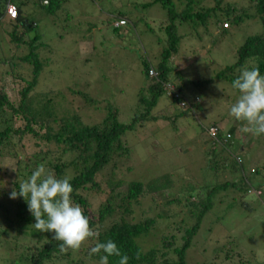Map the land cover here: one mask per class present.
<instances>
[{"label": "rangeland", "instance_id": "rangeland-1", "mask_svg": "<svg viewBox=\"0 0 264 264\" xmlns=\"http://www.w3.org/2000/svg\"><path fill=\"white\" fill-rule=\"evenodd\" d=\"M150 2L66 0L57 17L45 16L31 0L22 7L24 15L36 19L34 31L41 32L36 43H42L39 60L43 66L33 88L32 102L43 93L42 106H45L46 98L52 96L50 123L57 117L52 131L57 129L60 117L72 122L75 115L84 124L98 123L107 112L106 104L115 108L119 122L124 124L145 113L146 104H141L140 98L147 101L150 93L143 62L153 65L158 60L165 38L160 28L167 22L161 3L144 7ZM225 2L247 4V0H221V6ZM176 3L178 9L179 1ZM204 3L210 7L215 2L204 0ZM218 17L222 19L218 23L210 19L206 25L191 22L176 29L178 48L167 66L171 73L178 71L188 81L180 96L194 103H188V108L182 110L171 95L162 91L148 117L134 122L133 128L122 135L127 152L119 153V149L112 155L97 177L100 189L84 193L90 203L89 216L96 215L105 199H109L112 212L103 223L108 224L119 220L121 208L117 206L126 191V182L138 181L145 188L165 187L141 194L135 203L129 204L131 213L125 217L138 222L162 214L142 243L143 252L151 246L166 252L165 256L156 257V264L163 259L175 261L170 249L181 245L183 229L195 223L189 207L166 205V199L177 196L184 202L189 196V200L196 201L199 197L196 194L200 195V202L211 197L212 206L199 221L185 254L186 264H264V136L241 133V123L229 116V108L239 93L229 81L232 72L224 71L237 60L236 51L245 39L259 33L261 28L256 17L229 24L223 30L222 13L218 12ZM118 18L125 19L126 24L114 30L112 24ZM6 29L1 25L0 44L4 53L11 46L7 43ZM26 53V46L14 51L15 55ZM19 64L12 74L29 79L28 64L24 61ZM221 71L224 72L220 75ZM10 77L5 75L6 79ZM170 81L173 87L178 83L171 77ZM87 98L89 103L85 101ZM212 126L220 136L232 134V142L223 145L215 139L211 141L207 130ZM31 146L29 143V149ZM49 147L54 149L56 144ZM26 151L27 155L29 150ZM235 157L241 159V167L235 163ZM0 166V192L5 193L0 199L7 206L14 202L9 198L12 175L6 159L1 160ZM119 181L123 184L115 185ZM221 183L227 185L219 188ZM212 187L214 192H208ZM163 238L172 240L170 248L163 246ZM33 240L32 236L29 241ZM93 241L89 238L79 250H68L69 254L56 258L55 264H74L72 260L81 256L83 264H99L100 259L89 255ZM3 246L0 264H9L16 255L15 251L7 250L12 242L6 241Z\"/></svg>", "mask_w": 264, "mask_h": 264}, {"label": "trees", "instance_id": "trees-1", "mask_svg": "<svg viewBox=\"0 0 264 264\" xmlns=\"http://www.w3.org/2000/svg\"><path fill=\"white\" fill-rule=\"evenodd\" d=\"M10 1L16 5L15 18H8L5 14V5ZM28 1L0 0V28L1 25L7 27L5 30L7 43L11 44L7 53L2 51L0 44V66H2L0 67V163L2 159H6L7 164H9L8 168L11 170L12 180L9 191L10 193L13 190L18 192L19 184L27 180L40 165L45 167L47 173L53 174L57 178L71 177L70 183L73 187L71 198L75 204H79L83 209L84 215L89 219L90 228L99 234L98 237H92L95 240L92 247L98 242L103 243L112 240L121 253L129 257L128 264H156V257L165 256L166 252L152 246L146 252H143L142 243L150 233L151 227L157 223V219L161 218L162 214L157 213L154 217H147L138 222L130 221L125 217L131 213L129 206L131 202L135 203L137 198L145 192L161 191L165 187L146 185L145 188L138 181L126 182V191L119 199L117 206L121 208L119 220L110 221L108 224L103 223L112 212V208L108 204L109 199H105L104 205L98 209L96 215L89 216L87 210L90 203L84 193L90 189H100L97 177L102 169L110 163L113 154L119 151V153L127 152L121 141L122 135L133 128L134 122L148 117L149 110L154 106L156 98L163 91L162 84L171 82L170 77L177 80L178 83L173 85L180 95L182 86L188 85V81L178 71L174 70L171 73V69L167 66L168 59L176 54L178 48L177 26L191 22L196 25H206L210 19L218 23L222 20L221 17H218L219 12L222 13L223 20H225L220 24V27L225 30L229 28V24H237L244 19L249 20L257 17L258 23H260V32L245 39L236 51L237 60L234 64L226 66L224 71L232 72L229 78L231 83L244 68L259 67L261 75H264V0H247V4L238 6L229 2H225L224 6H221V0H214V5L210 7L205 6L204 0H178V9H176V0H152L150 3H145L144 7H149L156 2L161 3L167 15V22L160 28L165 38L163 47L159 51L158 60L153 65L147 61L143 62L144 73L148 81L147 90L150 93L149 100L145 101L144 97L140 98V103L146 104L145 113L134 116L129 123L124 124L119 122L115 108L106 104L107 112L98 123L84 124L75 115L71 117L72 122L60 117L55 131L52 130L57 117L54 116L53 123L49 121L52 96L50 99L46 98L45 101H48V103H45V106H42L43 93L39 99L32 102L33 88L43 62L41 58L39 60V49H41L42 43H36L41 38V32L34 31L37 26L36 19L31 15H24L22 11V7ZM31 1L36 4L35 9L42 11L44 15L57 17V14L61 13L59 11L61 5L66 0ZM121 19L126 24L125 19L118 18V20ZM224 22L228 24L227 27L222 26ZM119 26L121 25H113V29L115 30ZM24 46L27 48L26 54H14V51L19 47L23 48ZM19 61L28 64L29 79H25L19 73L12 74L16 67H20ZM149 68L155 71L156 75L154 77L148 76ZM224 71H221L220 75ZM6 74L11 75L10 79L5 78ZM15 79L19 81L17 84ZM182 97L188 100L186 96L182 95ZM182 97L171 98L177 104V101L181 100ZM85 101L89 103L88 98ZM177 106L179 105L177 104ZM187 108L181 109L186 110ZM216 139L223 145L232 142L231 139L222 140L218 130ZM29 143L32 145L30 149L28 147ZM54 143L57 150L49 147V144L53 145ZM26 149L29 150L27 155V151L24 152ZM235 163L241 167V159L239 161L235 160ZM69 173H71V176H68ZM121 183L119 181L115 185ZM225 185L227 183H221L218 187L221 188ZM208 192H214V187L210 188ZM4 195L3 191L0 192L2 199ZM196 195L199 196L196 201L189 200V196L184 198V202L177 196L166 199L164 203L166 205L189 207L190 214L195 217V223L183 229L184 234L181 245L170 249L176 257L175 261L163 259L161 264H186L185 254L190 247L192 237L197 232L199 221L212 206L211 197L200 202V195ZM2 199H0V247H4L3 243L10 240L12 246L8 247L7 250L11 253L15 251V256H17L16 260L13 259L15 256L10 258L11 262L9 264H19V262L22 264L24 262L25 264H55V261L58 260L56 258L69 254V251H66L67 253L60 251V242L53 239L54 233L36 231L33 227L35 218L28 211L24 198L18 196L14 199V202L11 201L12 204L9 203L7 206L3 205ZM32 236L34 240L29 241ZM165 240L163 238V246L170 248L173 243L172 240ZM157 252H160L158 256ZM101 255H104V253L101 252L95 256L100 259ZM118 259V257L110 256L108 257V264H118ZM83 261L84 256H81L77 260H72V263L83 264Z\"/></svg>", "mask_w": 264, "mask_h": 264}, {"label": "clouds", "instance_id": "clouds-1", "mask_svg": "<svg viewBox=\"0 0 264 264\" xmlns=\"http://www.w3.org/2000/svg\"><path fill=\"white\" fill-rule=\"evenodd\" d=\"M232 88L236 89L239 95L229 108V116L241 123V133L264 136V75H261L259 67L242 69L233 80ZM217 130L216 128V132ZM229 139H232V134L226 132L222 135V140ZM235 160L239 161L240 158L235 157ZM70 179L71 177L67 176L57 178L47 173L45 167L40 165L27 180L19 184V191L13 190L9 196L10 199H16L18 196L24 198L28 211L35 218L33 227L37 232L54 233L53 239L60 242L62 253L79 250L85 241L99 235L90 228L89 219L80 205L73 202ZM101 252L104 255L100 256L99 264H108L110 256L118 257V264H128L129 257L122 254L112 240L96 243L90 249L89 255Z\"/></svg>", "mask_w": 264, "mask_h": 264}, {"label": "built area", "instance_id": "built-area-1", "mask_svg": "<svg viewBox=\"0 0 264 264\" xmlns=\"http://www.w3.org/2000/svg\"><path fill=\"white\" fill-rule=\"evenodd\" d=\"M5 13H6V15L9 17V18H15V16H16V13H17V11H16V5L13 3V2H8V3H6V5H5ZM124 24V20H118V21H115L114 23H113V25H123ZM223 26L224 27H227L228 26V24L227 23H223ZM156 75V73H155V71L153 70V69H151V68H149L148 69V76L149 77H154ZM162 89H163V91L166 93V94H168V95H171L172 96V98H175V99H177V98H180V97H182V96H180V94H179V92L178 91H176L175 89H174V87L170 84V83H168V82H166V83H163L162 84ZM189 102H188V100L187 99H185V98H183L182 97V99L181 100H178L177 101V104L181 107V108H185V107H188V104ZM207 134H208V136L210 137V138H212V139H216V128L215 127H209L208 128V130H207ZM227 137L229 136L228 134L226 135Z\"/></svg>", "mask_w": 264, "mask_h": 264}, {"label": "crops", "instance_id": "crops-1", "mask_svg": "<svg viewBox=\"0 0 264 264\" xmlns=\"http://www.w3.org/2000/svg\"><path fill=\"white\" fill-rule=\"evenodd\" d=\"M45 16H47V15H45ZM51 16V15H50ZM52 17H55V16H52Z\"/></svg>", "mask_w": 264, "mask_h": 264}]
</instances>
